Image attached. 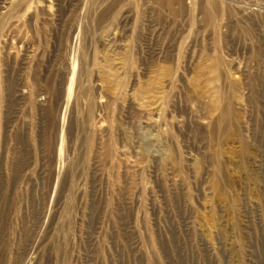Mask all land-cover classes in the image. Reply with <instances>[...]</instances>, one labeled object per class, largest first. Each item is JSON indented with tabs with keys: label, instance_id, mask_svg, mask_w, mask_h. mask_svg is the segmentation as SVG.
<instances>
[{
	"label": "rangeland",
	"instance_id": "374dc122",
	"mask_svg": "<svg viewBox=\"0 0 264 264\" xmlns=\"http://www.w3.org/2000/svg\"><path fill=\"white\" fill-rule=\"evenodd\" d=\"M0 264H264V0H0Z\"/></svg>",
	"mask_w": 264,
	"mask_h": 264
},
{
	"label": "bare ground",
	"instance_id": "6f19581e",
	"mask_svg": "<svg viewBox=\"0 0 264 264\" xmlns=\"http://www.w3.org/2000/svg\"><path fill=\"white\" fill-rule=\"evenodd\" d=\"M207 2V1H206Z\"/></svg>",
	"mask_w": 264,
	"mask_h": 264
}]
</instances>
